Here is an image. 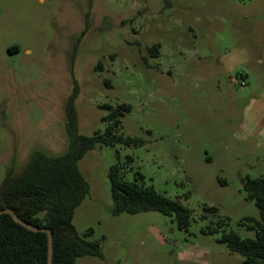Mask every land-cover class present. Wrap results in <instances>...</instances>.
Masks as SVG:
<instances>
[{"label": "rangeland", "instance_id": "obj_1", "mask_svg": "<svg viewBox=\"0 0 264 264\" xmlns=\"http://www.w3.org/2000/svg\"><path fill=\"white\" fill-rule=\"evenodd\" d=\"M75 80L81 134L105 130L102 104L129 103L120 132L144 140L79 160L90 189L73 222L103 256L75 264H244L219 238L253 237L242 221L261 220L243 183L264 175V0H166L160 13L146 0H0V184L34 151L68 149ZM115 163L180 198L189 226L157 210L114 214Z\"/></svg>", "mask_w": 264, "mask_h": 264}, {"label": "trees", "instance_id": "obj_2", "mask_svg": "<svg viewBox=\"0 0 264 264\" xmlns=\"http://www.w3.org/2000/svg\"><path fill=\"white\" fill-rule=\"evenodd\" d=\"M160 43L149 47L152 55L160 53ZM111 85L110 80H107ZM79 85L75 86L65 103L66 130L69 135L68 149L59 155H50L36 150L19 174L9 170L0 184V210L13 209L23 220L50 228L53 235V264H75L85 255L103 256L98 241L79 234L73 219L75 209L89 193L90 185L79 167V160L98 143L139 146L142 138L124 136L120 132L121 116L131 111L129 103L102 104L107 112L102 119L107 121L103 132L91 135L79 132V117L76 99ZM118 155H120L118 151ZM133 157L128 155L127 162ZM112 184V212L138 213L157 210L166 215H175L178 225L187 228L191 223L192 209L180 198H172L146 185L143 174L134 180L126 178L125 169L119 163L110 167ZM247 197L253 199L260 210L261 220L245 217L242 221L256 233L253 237H242L235 231L223 232L219 238L227 247L242 254L244 264H264V175L247 177L243 183ZM254 222V223H253ZM216 231L209 229V232ZM48 234L34 231L17 222L9 213L0 214V264H47Z\"/></svg>", "mask_w": 264, "mask_h": 264}, {"label": "water", "instance_id": "obj_3", "mask_svg": "<svg viewBox=\"0 0 264 264\" xmlns=\"http://www.w3.org/2000/svg\"><path fill=\"white\" fill-rule=\"evenodd\" d=\"M149 10L152 13H160L166 7V0H146ZM2 213H9L13 216V218L19 222L20 224L24 225L28 229L34 231H44L48 234V262L47 264H53V235L48 227L38 226L36 224L27 222L23 220L13 209L11 208H3L0 210V214Z\"/></svg>", "mask_w": 264, "mask_h": 264}, {"label": "clouds", "instance_id": "obj_4", "mask_svg": "<svg viewBox=\"0 0 264 264\" xmlns=\"http://www.w3.org/2000/svg\"><path fill=\"white\" fill-rule=\"evenodd\" d=\"M244 60L246 61V54H245ZM242 62H244V61H242Z\"/></svg>", "mask_w": 264, "mask_h": 264}, {"label": "built area", "instance_id": "obj_5", "mask_svg": "<svg viewBox=\"0 0 264 264\" xmlns=\"http://www.w3.org/2000/svg\"><path fill=\"white\" fill-rule=\"evenodd\" d=\"M245 82L244 81H242V84H244Z\"/></svg>", "mask_w": 264, "mask_h": 264}]
</instances>
